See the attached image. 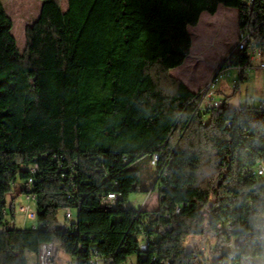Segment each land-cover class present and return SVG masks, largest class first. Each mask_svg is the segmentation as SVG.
I'll use <instances>...</instances> for the list:
<instances>
[{
    "label": "trees",
    "instance_id": "obj_1",
    "mask_svg": "<svg viewBox=\"0 0 264 264\" xmlns=\"http://www.w3.org/2000/svg\"><path fill=\"white\" fill-rule=\"evenodd\" d=\"M42 1L21 50L0 0V264H28L26 251L50 243L80 264L92 248L106 264H205L209 239L208 264H264L250 226L264 212V178L251 173L264 161V108L228 104L233 90L201 110L171 73L191 53L189 26L221 4L264 48V0ZM229 58L243 76L250 54ZM16 187L36 194V227L7 221ZM157 188V208L122 206ZM110 192L120 204L103 207ZM68 208L78 217L62 228ZM229 218L230 232L219 226Z\"/></svg>",
    "mask_w": 264,
    "mask_h": 264
},
{
    "label": "rangeland",
    "instance_id": "obj_2",
    "mask_svg": "<svg viewBox=\"0 0 264 264\" xmlns=\"http://www.w3.org/2000/svg\"><path fill=\"white\" fill-rule=\"evenodd\" d=\"M5 7L14 20L13 34L15 35L19 48L24 50L26 45V27L32 24L41 13L42 0H3ZM66 7V2L63 3ZM241 28L239 27V10L234 7H228L221 4L215 14L208 11L202 13L199 23L196 26H189V32L192 36V48L190 55L185 59L183 64L173 68L171 73L173 76L183 80L189 87L199 92L206 83L217 73L221 66L226 63L227 58L236 45ZM259 60L252 62L249 68L250 77L241 84V88L234 89L232 82L234 77L238 76L236 67L230 68V73L226 75L219 84V89H223L219 98L224 99L227 94L236 90L234 97L229 99L233 105L238 104L239 92H242L243 104L247 101V96L255 98L251 104H257L264 99V69L258 67ZM147 192L134 193L130 196V201L135 203L136 208H140V201L144 199ZM159 190H153L145 209L153 210L158 207ZM7 221L11 225L18 228L33 227L36 225L37 219L28 216L22 206H31L37 211V202L35 199H27L25 192H19L14 189L12 193L7 195ZM65 211H61L60 221L64 220ZM74 221L77 220L78 212L73 209ZM216 244L214 239H209L207 243L201 244L200 248L205 246L201 258L205 259V264L209 263L210 253L208 247ZM233 248V246H228ZM63 251H59L61 255ZM65 257V255L63 254ZM28 264H37L38 256L32 251H26ZM137 255H133L128 259V264H136ZM61 264H65L62 262Z\"/></svg>",
    "mask_w": 264,
    "mask_h": 264
},
{
    "label": "built area",
    "instance_id": "obj_3",
    "mask_svg": "<svg viewBox=\"0 0 264 264\" xmlns=\"http://www.w3.org/2000/svg\"><path fill=\"white\" fill-rule=\"evenodd\" d=\"M253 1V0H250ZM247 52L250 54L251 57V64L246 68L244 75H241V66H233L231 62L230 55L232 54H239ZM227 64L224 67H221L217 73H215L212 78L206 83V85L198 92L196 96V100H198L197 108L201 110L206 109H218L222 107L225 104V100L222 98H219L217 96V89L219 87V84L221 83V80L230 73L231 67H236L238 69V76L234 77L232 82V87L234 89L241 88V84L243 83V79L247 77L249 68L252 66V62L255 60H259L258 67L264 69V48L259 47L255 44L253 30L251 28H241L239 39L230 52L228 58H227ZM255 98L247 96L246 103L254 102ZM241 105V104H240ZM258 107L264 108V99H261L257 104ZM228 125H231V122H228ZM160 158L159 153H155L152 158L150 164L155 167L158 164ZM57 157H55V160ZM128 159H125V162H127ZM32 173L35 174L38 170V165L35 164L31 168ZM253 175L264 178V161L259 163L257 167L252 169L251 172ZM33 183V177H30L28 179V184L32 185ZM150 191L147 193V195L140 201V208H144V206L147 204L151 193ZM27 199H35L37 202V197L35 193H26ZM71 196V195H69ZM121 194L117 192H110L106 195H103L101 197V204H103V207H108V204H120L121 200ZM123 207H129V206H135V203L131 202L130 200L127 202H124L122 204ZM22 209L26 211L29 217L37 219L38 218V211H35L32 209L31 206H22ZM180 208H178V211ZM64 220L65 222L61 223L62 228H70L74 221V214L73 209L68 208L65 210L64 213ZM234 220L232 218H229L226 220L223 225V223L219 224L220 227H225L230 232L233 229ZM33 227H36L34 225ZM150 241L148 239H144L141 245V250L144 251L149 247ZM219 244V243H218ZM216 242V245H218ZM205 250V246L200 248V251L203 252ZM60 250L59 246L54 245H41L40 253L38 255V262L37 264H61L64 262L65 264H80L79 260L70 255L69 253H66L63 251L61 255H59ZM65 255V257L63 256ZM84 254V253H83ZM156 259V256L154 257ZM86 259V257H84ZM89 264H106V257L98 252L97 249L92 248L90 251V255L87 257Z\"/></svg>",
    "mask_w": 264,
    "mask_h": 264
},
{
    "label": "clouds",
    "instance_id": "obj_4",
    "mask_svg": "<svg viewBox=\"0 0 264 264\" xmlns=\"http://www.w3.org/2000/svg\"><path fill=\"white\" fill-rule=\"evenodd\" d=\"M250 226L257 238L264 239V212H259L250 217Z\"/></svg>",
    "mask_w": 264,
    "mask_h": 264
},
{
    "label": "crops",
    "instance_id": "obj_5",
    "mask_svg": "<svg viewBox=\"0 0 264 264\" xmlns=\"http://www.w3.org/2000/svg\"><path fill=\"white\" fill-rule=\"evenodd\" d=\"M249 77H250V73L248 72L247 77H245V78L243 79V83H244ZM190 88H191V87H190ZM191 89H192L193 91H195L193 88H191ZM223 89H224V88H220V89H219V92H218V93H219V94H218L219 97H220L221 93L224 92ZM236 93H237V92H236ZM236 93H235V94H236ZM229 94H231V92H230ZM218 95H217V96H218ZM238 96H239V100H238L239 102H238V104H235V105L243 104V101L241 100V99H242V92H241V91L239 92V95H238ZM228 104L233 105V104H231L229 101H228Z\"/></svg>",
    "mask_w": 264,
    "mask_h": 264
},
{
    "label": "bare ground",
    "instance_id": "obj_6",
    "mask_svg": "<svg viewBox=\"0 0 264 264\" xmlns=\"http://www.w3.org/2000/svg\"><path fill=\"white\" fill-rule=\"evenodd\" d=\"M113 204H108V206H112ZM44 245H54V244H52V243H50V244H44Z\"/></svg>",
    "mask_w": 264,
    "mask_h": 264
},
{
    "label": "water",
    "instance_id": "obj_7",
    "mask_svg": "<svg viewBox=\"0 0 264 264\" xmlns=\"http://www.w3.org/2000/svg\"><path fill=\"white\" fill-rule=\"evenodd\" d=\"M222 67V66H221ZM236 246H238V239H237V242H236V244H235Z\"/></svg>",
    "mask_w": 264,
    "mask_h": 264
}]
</instances>
